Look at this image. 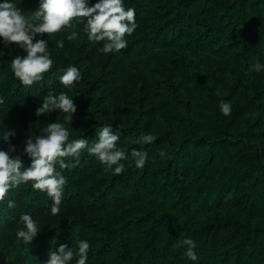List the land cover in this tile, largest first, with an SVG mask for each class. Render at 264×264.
Here are the masks:
<instances>
[{"label": "trees", "instance_id": "16d2710c", "mask_svg": "<svg viewBox=\"0 0 264 264\" xmlns=\"http://www.w3.org/2000/svg\"><path fill=\"white\" fill-rule=\"evenodd\" d=\"M14 2L29 18L39 6V0ZM124 6L136 10L135 33L143 21L147 27H141L142 35L125 37L127 47L113 53L107 71L101 62L99 75L94 71L103 42H84L75 50L71 42L58 52L48 50L55 63L30 88L10 68L0 69V105L41 101L49 91L68 92L80 110L94 107L98 117L94 124H79L69 140L84 136L92 143L96 127L109 123L120 129L118 146L129 153L120 175L86 150L75 167L61 169L57 163L67 183L55 216L52 199L34 191L33 182L10 190L0 201V264H44L52 248L66 244L76 251L78 239L90 244L87 264H193L182 246L188 237L197 245L198 264H264V74L254 84L249 81L256 76L244 75L254 63L264 64V0H124ZM72 25L64 29L83 30L76 20ZM175 49L215 56L236 75L193 71L183 87L170 86L160 103L174 108L178 118L163 122L161 129L152 122L153 112L143 111L135 121L124 118L119 114L123 88L146 87L143 65L158 51ZM14 56L0 54V67ZM69 66L82 75L71 91L59 81ZM221 101L231 104L229 116L221 113ZM142 133L154 135L155 142L135 144ZM134 148L148 154L143 168L130 156ZM21 158L26 168L31 165L27 155ZM201 185L198 197L185 204ZM146 199L153 200L148 209L140 206ZM154 201L174 213L152 208ZM192 201L198 213L205 208L218 213L214 222L198 226L192 215L186 216ZM8 202L15 206L9 208ZM22 214L38 222L41 233L32 244L16 237Z\"/></svg>", "mask_w": 264, "mask_h": 264}, {"label": "clouds", "instance_id": "9594fccd", "mask_svg": "<svg viewBox=\"0 0 264 264\" xmlns=\"http://www.w3.org/2000/svg\"><path fill=\"white\" fill-rule=\"evenodd\" d=\"M90 4L91 0H39L37 10L29 18L16 6L14 0H3L0 3V44L5 48L15 45L25 53L23 56L15 55L7 65L14 78L26 88L42 81L44 74L55 63L48 51L52 35L66 27H72L74 20L83 25V31L90 43L103 42L100 52L119 53L125 49L128 45L125 37L131 36L138 26L136 10L125 8L124 0H98L94 6H89ZM44 34H48L49 40L37 39ZM77 38L76 31L67 36L69 41ZM55 46L62 49L64 41L60 40ZM250 71L264 72V64L256 62ZM81 79V72L76 66H69L59 77L60 84L68 91ZM40 100L42 102L36 109L37 116L58 112L64 114V122L57 119L56 122L47 124L41 134L35 137L27 135L23 148V154L31 160V165L27 168L21 155H14L17 147L11 140L16 137L15 130L6 127L0 131V142L9 145L7 149L0 148V201H4L10 190L31 181L34 191L45 192L52 199L50 213L55 216L60 212L63 188L67 183L62 172L56 171L57 163L61 169L75 167L79 163L82 150H86L89 156L105 165L106 170L111 169L114 175H120L125 171V164L121 161L128 159L129 153L118 146L120 129H114L109 123L96 127L97 138L92 143L83 138L84 136L69 140L70 129L65 125L72 126L77 107L68 92L62 91L59 95H54L49 91ZM3 103L0 98V104ZM219 108L224 116L231 114L232 106L229 102L221 101ZM155 140L156 137L151 133H142L134 143L143 147ZM160 155L163 158L165 153L161 152ZM130 156L137 168H143L148 158L147 152L135 148L131 150ZM65 158L74 159L75 163H66ZM14 206L13 202H8L9 208ZM19 223L23 228L16 232L17 239L25 245L32 244L41 233L38 222L31 215L22 214ZM182 246L187 259L198 264L195 241L191 237L185 238ZM76 249L74 251L66 244L60 245L58 249L52 248L44 264H72L73 261L75 264H87L89 242L78 239Z\"/></svg>", "mask_w": 264, "mask_h": 264}, {"label": "rangeland", "instance_id": "374dc122", "mask_svg": "<svg viewBox=\"0 0 264 264\" xmlns=\"http://www.w3.org/2000/svg\"><path fill=\"white\" fill-rule=\"evenodd\" d=\"M147 27V24L143 21V25H141L138 29L137 33H133L132 36H137L136 34H141L142 28ZM75 31V30H74ZM73 31L70 30H61V32L53 34L52 39L49 42V49L52 52H58L61 48L56 47L55 45L60 41H64V47L71 42H74L76 46H74V50L79 45H83L84 42L90 43L87 39V35L83 30L76 31L78 34V38L73 41L67 40V36L71 34ZM143 33V32H142ZM142 37V36H138ZM43 38L45 40H49L48 34H44L43 37L38 36L37 39ZM98 43V42H93ZM0 51L7 55H25L22 49L17 48L15 45H10L8 48H5L2 44H0ZM207 51V50H204ZM159 55H152L149 61L143 65L145 69V75L149 77V83L146 87L140 86H125L123 88V92L121 94V110L119 114H121L124 118H131L132 121H135L140 116L143 111H147L148 113L153 112L152 122L154 126L161 129V125L163 122L167 120H172L178 118V113L174 110V108L170 107V105L163 106L160 103L161 96L166 93H170V86H173L175 89H179L183 87L188 81V77L193 75V71H200L202 75H204L206 70H210L211 73H214L216 77H219V72L227 71V73L232 76L236 75V70L226 69L219 65V59L215 56L209 55L207 53H197V54H187V52L183 50H171L166 52L167 54H163L162 51H158ZM101 61L97 60V66L95 67L96 75L100 73V65L98 62H101L104 67H106V71L111 67V65L105 66V64L111 60L113 53H102ZM60 54V58H62ZM260 63V62H259ZM85 66L88 64H84ZM8 69L7 66L0 67L2 71ZM104 69V68H102ZM244 71V69H243ZM264 72L256 73L254 71H244V75L246 76H256L253 81H249V84H254L256 79L258 81L263 79ZM261 76V77H260ZM161 83V84H158ZM42 101H32L25 102L22 104H9V105H0V131L5 129L6 127H10L15 130L16 137L11 140V143L16 145L17 152L14 155H21L23 153L24 141L27 138V135H31L33 137L41 134V131L44 127L49 123L56 122L57 119L61 123L64 122V114H59L58 112H49L43 115H36V109L39 107ZM102 105L104 101L102 100ZM77 107V106H76ZM119 108V109H120ZM96 108L94 107H86L84 110H80L77 107V112L73 118V124L65 125L70 129V136L76 135V130L78 125L82 122L90 124H94L98 117H95L92 113ZM151 116V114H150ZM8 144L4 142H0V148L7 149ZM203 185L195 186L194 192H191V197L185 204H189L193 198L198 197V192L203 190ZM153 201V200H152ZM151 200H144L140 206L149 208L151 207ZM155 205L152 206L154 209L161 210L164 214H173V211H170L168 208L170 206L160 205L159 201H154ZM183 203V202H182ZM198 203L195 201L191 202L190 210H185V215H192V221L196 225L208 224L210 222H214V219L218 216V213H211V211H207L206 208L203 209L200 213L196 212V207ZM168 207V208H167ZM183 210V209H182Z\"/></svg>", "mask_w": 264, "mask_h": 264}]
</instances>
